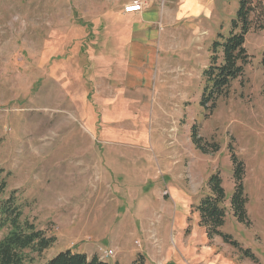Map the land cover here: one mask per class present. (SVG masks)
I'll use <instances>...</instances> for the list:
<instances>
[{
    "label": "rangeland",
    "instance_id": "rangeland-1",
    "mask_svg": "<svg viewBox=\"0 0 264 264\" xmlns=\"http://www.w3.org/2000/svg\"><path fill=\"white\" fill-rule=\"evenodd\" d=\"M159 1L161 8L179 2ZM256 1H261L258 10L264 9V0ZM204 3L213 11L209 19L217 23L211 27L208 20L198 19L204 21L198 34L204 40L212 37V42L219 31L229 33L239 0ZM117 8L113 0H0V169L7 177V195L15 191L24 217L57 238L42 254L32 253L29 264H45L66 249L99 257L103 250L114 249L111 245L118 237L113 230L120 221L113 220L111 210L125 201L114 184H200L198 191L181 192L186 201L173 199L170 213H165L161 201L155 206L157 214L146 212L128 227L141 232L152 228L153 222H162L157 226L162 245L184 238L185 256L194 258L192 264H264V19L262 28H253L247 35L251 59L244 75L233 82L213 113L201 104L203 71L200 91L193 90L187 97L183 134H188L187 126L191 130L196 126L206 146L218 144L219 150H200L179 173L163 171L165 166L157 157H152L151 167V157L144 155L143 169L133 172L127 169L134 168L127 157L121 164L110 163L107 152L113 143L101 140L90 122L97 111L95 58L109 49L104 40L118 27ZM200 54L203 63V50ZM208 56L210 61L209 50ZM139 130L137 138L123 134L125 150L128 144L141 143L139 149L148 151L140 136L149 125H140ZM229 146L245 164L250 224L240 222L231 209L235 179ZM216 172L226 191L227 213L220 229L243 250L250 249L257 260L219 235L209 239L200 224L197 207L210 192L207 183ZM6 232H0V239ZM143 239L136 235L134 245L139 247Z\"/></svg>",
    "mask_w": 264,
    "mask_h": 264
},
{
    "label": "crops",
    "instance_id": "crops-1",
    "mask_svg": "<svg viewBox=\"0 0 264 264\" xmlns=\"http://www.w3.org/2000/svg\"><path fill=\"white\" fill-rule=\"evenodd\" d=\"M132 1L113 0L118 3L114 16L118 27H114L112 37L104 40L109 46L107 52L102 51L95 58L94 107L97 111L90 122L96 126L101 140L113 143L107 152L111 164L116 161L121 164L127 157L128 165L134 166L127 169L138 172L137 168L143 169L141 157L148 155L151 167L154 166L152 157H157L165 166L163 171L184 172L187 163L197 158L200 150L192 141L189 126L188 134H183L181 119L190 92L200 91V74L210 63L208 50L214 41L211 42L212 37H208L211 40L200 37L198 33L203 29L204 21L198 19L208 20L206 23L211 27L217 21L209 19L214 17L213 11L204 0H179L162 8L159 0H140L143 2L141 11L126 13L125 6ZM201 50L204 52L203 63L199 56ZM201 64L204 70L200 69ZM140 125H149V131L140 136L142 142L149 145L148 151L139 149L141 143L128 144V150H125L127 146L121 140L123 134L139 137ZM193 166L192 162L191 168ZM199 186L114 184L125 201L111 210L113 220L120 221L117 230H113L118 240L111 245L115 252L112 262L108 258L103 260L109 264H130L141 255L144 264H192L194 258L185 256L188 250L184 238L173 239L172 245L170 242L162 245L157 234V226L161 227L162 222H153L152 228L144 227L141 232L128 225L131 220L142 219L146 212L153 216L155 206L161 201L165 213H170L173 199L179 197L186 201L188 197L181 192L198 191ZM163 187L165 191H162ZM136 235L144 238L139 247L133 242ZM79 252L87 254L85 250Z\"/></svg>",
    "mask_w": 264,
    "mask_h": 264
},
{
    "label": "trees",
    "instance_id": "trees-1",
    "mask_svg": "<svg viewBox=\"0 0 264 264\" xmlns=\"http://www.w3.org/2000/svg\"><path fill=\"white\" fill-rule=\"evenodd\" d=\"M256 0H239V7L234 18L231 19L227 35L218 32L211 44L210 63L203 71L204 87L201 96L202 106L212 114L221 98L227 97L235 80L244 75V67L250 62L251 55L246 48V39L251 29L263 27L264 9L258 10ZM257 23V24H256ZM264 65V57H263ZM191 138L195 146L204 153H214L219 150L218 144L208 148L199 130L194 126ZM233 165L235 187L230 199L234 216L245 224H250L247 204L248 195L244 187L245 164L229 146ZM0 169V232H7L0 239V264H29L32 253L42 254L56 242V236H49L39 229L32 221L25 218L23 209L18 201L15 191L7 195V177ZM209 193L203 197L198 205L200 224L206 229L209 239L221 236L226 242L239 247L240 243L228 233H223L221 227L225 224L226 191L219 172L209 177ZM245 255L257 260V256L250 250H243ZM45 264H109L97 255L89 257L84 252L72 249L62 250L48 259ZM119 264V263H115ZM130 264H144L143 257L138 256Z\"/></svg>",
    "mask_w": 264,
    "mask_h": 264
},
{
    "label": "built area",
    "instance_id": "built-area-1",
    "mask_svg": "<svg viewBox=\"0 0 264 264\" xmlns=\"http://www.w3.org/2000/svg\"><path fill=\"white\" fill-rule=\"evenodd\" d=\"M143 9V2L140 0H133L131 3H129L127 6H125V12L130 13V12H137L141 11ZM115 255V252L113 249H105L100 255L101 259H106L109 257H112Z\"/></svg>",
    "mask_w": 264,
    "mask_h": 264
}]
</instances>
